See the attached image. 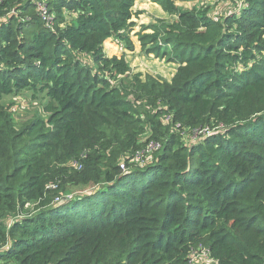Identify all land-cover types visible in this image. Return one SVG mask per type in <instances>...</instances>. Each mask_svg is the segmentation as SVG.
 <instances>
[{"label": "trees", "instance_id": "1", "mask_svg": "<svg viewBox=\"0 0 264 264\" xmlns=\"http://www.w3.org/2000/svg\"><path fill=\"white\" fill-rule=\"evenodd\" d=\"M135 1L0 0V264H264V0H151L177 20L136 35L170 81L105 52L134 49ZM23 90L48 101L18 127Z\"/></svg>", "mask_w": 264, "mask_h": 264}, {"label": "rangeland", "instance_id": "2", "mask_svg": "<svg viewBox=\"0 0 264 264\" xmlns=\"http://www.w3.org/2000/svg\"><path fill=\"white\" fill-rule=\"evenodd\" d=\"M176 5L182 10L206 9L209 14L217 15L218 17H226L229 11H238L240 4H236L235 0H196V1H176ZM133 16L130 20L132 27L127 30L130 39L134 44V49L129 50L123 47V44L119 43L115 38H108L104 42V49L108 56L117 55L120 56L125 53L126 58L130 64V73H141V77L146 75L154 76L160 79L170 81L172 78L177 64L169 62L165 58L156 57L151 53H147L140 45L137 37V32L148 33L151 32L150 26H163L177 20L175 14H169L164 11L158 4L151 0H136L133 7ZM69 16L68 19L69 20ZM48 101L44 94H37L33 96L32 91L23 90L18 95H5L3 96L1 103L11 106L12 117L16 125L19 127L30 119L34 114L41 113V107ZM150 113L154 112V109L146 108ZM151 109V110H150ZM168 127L169 132H176L173 127L163 124ZM180 133L186 140L190 142L195 140L200 133L193 132L190 129L182 130ZM208 132L202 131L201 134ZM149 133L147 134V136ZM146 136V137H147ZM145 137V138H146ZM87 187L83 186H71L70 190L73 192L83 191ZM76 190V191H75ZM197 256V255H195ZM200 262L206 259V253L199 254Z\"/></svg>", "mask_w": 264, "mask_h": 264}, {"label": "built area", "instance_id": "3", "mask_svg": "<svg viewBox=\"0 0 264 264\" xmlns=\"http://www.w3.org/2000/svg\"><path fill=\"white\" fill-rule=\"evenodd\" d=\"M37 8L39 10L40 15L42 18L48 23L50 21V15L47 12V7L44 3L37 2ZM165 122L172 124V118L171 116L167 115L165 117ZM172 127L174 130L178 131L180 129L181 125L180 123H175L174 125L172 124ZM160 142L157 140H146L145 144L140 148H137L131 159L129 160L131 164L134 166L142 167L145 165L150 164L154 160V154L160 149ZM83 157V156H82ZM75 161V160H74ZM75 164L77 166H80L78 162L75 161ZM120 167L122 170H125V164L121 163ZM53 186V185H52ZM58 200V198H56ZM1 250V249H0Z\"/></svg>", "mask_w": 264, "mask_h": 264}]
</instances>
